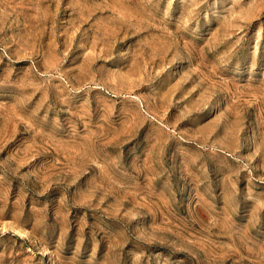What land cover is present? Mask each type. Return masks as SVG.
Here are the masks:
<instances>
[{
  "label": "rangeland",
  "instance_id": "rangeland-1",
  "mask_svg": "<svg viewBox=\"0 0 264 264\" xmlns=\"http://www.w3.org/2000/svg\"><path fill=\"white\" fill-rule=\"evenodd\" d=\"M0 264H264V0H0Z\"/></svg>",
  "mask_w": 264,
  "mask_h": 264
}]
</instances>
